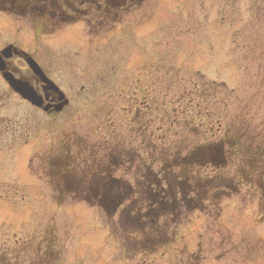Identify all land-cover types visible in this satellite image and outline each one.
I'll use <instances>...</instances> for the list:
<instances>
[{"label":"rangeland","instance_id":"rangeland-1","mask_svg":"<svg viewBox=\"0 0 264 264\" xmlns=\"http://www.w3.org/2000/svg\"><path fill=\"white\" fill-rule=\"evenodd\" d=\"M140 3L121 11L112 30L98 33L87 21L60 28L46 14L0 11V51L12 44L28 53L71 97L65 112L50 116L15 93L0 72V123L11 127L0 135V264H142L116 234L124 205L111 215L74 191L56 190L54 175L44 178L49 155L66 156L69 145L71 158L81 163L94 154L101 170L113 148L131 146L122 94L145 93L157 104L165 99L171 109L170 101L190 93L197 79L217 81L234 89L242 105L264 120V0ZM10 60L32 78L20 57ZM218 92L207 86L208 98L231 100ZM222 105L219 110L229 112ZM152 112L163 115L165 110L152 105ZM134 141L142 147L146 135ZM79 163L67 165L79 170L69 177L81 181ZM132 169L122 164L114 175L129 182ZM90 171L83 169L84 180ZM223 204L221 218L195 214L182 226L181 241L196 255L183 264H226L227 259L264 264V222L258 221L256 199L243 190ZM40 248L51 249L50 255L42 258ZM180 254H172L175 262ZM169 255L153 264H167Z\"/></svg>","mask_w":264,"mask_h":264},{"label":"trees","instance_id":"trees-1","mask_svg":"<svg viewBox=\"0 0 264 264\" xmlns=\"http://www.w3.org/2000/svg\"><path fill=\"white\" fill-rule=\"evenodd\" d=\"M60 1L20 0L16 5L39 15L45 6H30L49 2L51 7L45 12L53 14L56 8L52 3L59 6ZM207 86L231 100L225 103L208 98ZM189 92L184 91L176 103L171 100V109L165 99L157 104L149 95L139 98L130 94L131 146L124 151L113 148L108 166L102 170L93 155L79 163L70 157L69 150L66 156L51 160L48 174L58 178L56 190L74 191L111 215L124 205L116 234L123 248L140 255L143 263L152 262L161 251L162 255L187 254L188 247L180 235L183 224L197 212L220 216L223 200L243 188L252 191L253 197L258 195L264 208V122H258L247 106L242 108L234 91L223 83L197 79ZM219 104L229 112L220 111ZM152 105L162 107L165 113H153ZM9 133V127L5 129L0 123V135ZM143 135L146 142L142 147L135 145L134 140L141 141ZM70 160L82 166L83 177L78 174L81 181L69 177L79 172L67 165ZM110 162L116 166L111 168ZM84 164L90 167L84 168ZM122 164L133 166L129 182L114 175ZM83 169L91 170L87 181Z\"/></svg>","mask_w":264,"mask_h":264},{"label":"flooded vegetation","instance_id":"flooded-vegetation-1","mask_svg":"<svg viewBox=\"0 0 264 264\" xmlns=\"http://www.w3.org/2000/svg\"><path fill=\"white\" fill-rule=\"evenodd\" d=\"M77 3V4H76ZM75 4L77 5L76 7H73L72 4H69V9L71 10H75L77 8H81L80 12L84 13V15L81 16L82 19H88L91 15V17L98 13V14H112L114 15V12L110 11V10H106L104 8V0H79L77 1ZM82 8H84V10H82ZM105 11V12H102ZM8 65V69H10L12 72H15L16 74L19 73V71L12 66L11 63H7ZM10 67V68H9ZM46 73L48 74V71H46ZM33 85L38 89V90H42V92L45 95V99H46V104L50 105V108L47 110V113L51 114V115H55L56 112V107L59 104V97L58 94L55 91L52 90H45L43 89V85L36 79H32ZM68 109V107H67ZM260 222H264V216H262L260 218Z\"/></svg>","mask_w":264,"mask_h":264},{"label":"water","instance_id":"water-1","mask_svg":"<svg viewBox=\"0 0 264 264\" xmlns=\"http://www.w3.org/2000/svg\"><path fill=\"white\" fill-rule=\"evenodd\" d=\"M32 67L38 72L39 68L37 67V65L33 64ZM5 69V68H4ZM4 69H2L4 71ZM10 80V79H9ZM10 84L13 87H17L21 92H23L27 97L29 98H33V95L31 94L30 90H28L25 86H15V83L13 81L10 80ZM16 88V89H17ZM63 107V103L61 104V106L59 107V110L62 109Z\"/></svg>","mask_w":264,"mask_h":264}]
</instances>
